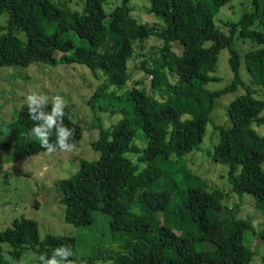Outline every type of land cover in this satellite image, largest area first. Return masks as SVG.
Here are the masks:
<instances>
[{"label": "trees", "instance_id": "obj_1", "mask_svg": "<svg viewBox=\"0 0 264 264\" xmlns=\"http://www.w3.org/2000/svg\"><path fill=\"white\" fill-rule=\"evenodd\" d=\"M230 1L149 0V12L161 19L142 23L130 13L128 0L108 14L105 0H84L80 10L60 0H0V15L6 16V32L0 35V68L82 65L93 76L104 77L87 101L94 112L98 108L120 115L101 127L99 138L91 143L97 159L81 160L76 173L55 181L64 221L93 230L99 218L105 225L101 236L111 246L104 248L101 237L90 248L79 247L75 238L67 236L46 235L40 240L37 223L21 218L0 231V264L18 262L26 253H33L35 264H40L41 253L50 255L61 245L73 250L77 264L251 262L253 253L245 244L249 220L236 217L238 206L226 205L221 190L207 191L199 177L177 167L187 154L201 150L217 99L241 86L245 93L227 106L230 127L213 125L218 141L212 159L229 167L226 182L231 192L250 194L264 203V138L251 126L259 123L264 102L245 88L233 40L236 35L257 43L242 61L264 90V30L255 27L263 2L251 0L253 10L233 23L225 36L214 24V15ZM150 37L162 43L156 56L141 62L152 87L160 86L163 69L176 78L162 101L135 87L126 88L127 61L135 46ZM176 44L179 55L172 49ZM223 48L229 52L233 79L225 88L210 91L205 85L219 80L211 74ZM108 88L123 91L130 108L107 111L93 104L98 91ZM50 107L49 103L46 110ZM64 111V124L73 129L70 142L74 143L82 129L71 121L67 106ZM16 122L22 136L11 156L21 160L46 152L30 133L34 122L26 103L17 111ZM260 236L264 241V228Z\"/></svg>", "mask_w": 264, "mask_h": 264}, {"label": "rangeland", "instance_id": "obj_2", "mask_svg": "<svg viewBox=\"0 0 264 264\" xmlns=\"http://www.w3.org/2000/svg\"><path fill=\"white\" fill-rule=\"evenodd\" d=\"M57 1V0H55ZM59 1V0H58ZM73 9H81L84 0H60ZM123 0H105L103 8L108 14L122 4ZM262 15L255 27L264 30V0H262ZM130 13L142 23L160 22V16L149 12V0H128ZM253 10L251 0H231L220 8L214 15V24L225 36L229 35L231 25L241 16ZM6 16L0 15V35L4 32ZM16 34V33H14ZM241 57L240 77L245 88L250 89L252 96L264 102V90L255 81V77L245 69L242 56L249 50L258 47L257 43L234 36ZM162 45L161 40L150 37L142 46H135L132 57L127 61L129 78L126 88L135 87L144 91L157 101L165 100L169 89L176 78L162 70V81L158 88L151 85V76L141 68L142 60L156 56L157 48ZM209 44H205L208 46ZM172 49L179 55L180 47L176 44ZM229 52L223 48L218 58L212 76L218 81L205 85L210 91L225 88L233 79L228 65ZM104 80L103 76H93L82 65L48 66L44 64L31 65L26 68H0V231L12 226L13 221L21 218L32 219L37 223L39 239L46 235L67 236L77 240L78 246L86 245L90 248L93 240L101 237L104 248L111 246L102 232L105 225L95 218L93 230L76 228L64 221L59 195L55 188V181L69 178L79 169L81 160L93 161L98 153L92 149L91 143L99 138L100 128L108 127L120 118L119 114L110 115L104 109L96 108V112L87 102ZM35 90L46 95L51 100L55 95H61L70 110V119L78 124L81 137L74 142L71 153L56 152L49 155L42 152L37 155L15 160L12 153L15 144L22 136L16 122L17 111L25 103V95ZM108 88L106 92L98 91L92 100L93 104L104 107L107 111L112 108H130V103L123 96V91L115 92ZM245 93L243 87L238 86L233 92L226 93L217 99L211 113L212 123H208L201 142V150L193 151L183 157L177 164L178 168H185L204 182L207 191L219 189L224 193L223 202L228 206H238L236 217L249 220L250 230L246 233L245 244L251 249L253 256L249 264H264V241L260 233L264 228V203L250 194L241 196L231 192L226 182L229 167L215 163L212 159L214 145L218 141V131L213 125L229 128L227 116L228 104ZM259 123L253 122L252 128L260 138H264V106L259 112ZM138 141V140H137ZM264 171V163L261 165ZM179 231V227H175ZM115 246V244H112ZM2 246V245H1ZM6 248V247H4ZM33 253H26L20 261L8 260L10 264H35ZM9 257L5 254V259Z\"/></svg>", "mask_w": 264, "mask_h": 264}, {"label": "clouds", "instance_id": "obj_3", "mask_svg": "<svg viewBox=\"0 0 264 264\" xmlns=\"http://www.w3.org/2000/svg\"><path fill=\"white\" fill-rule=\"evenodd\" d=\"M25 103L30 119L34 122L30 129L31 135L49 155L56 152L71 153L74 144L71 141L73 129L64 124L66 103L61 95L49 97L35 90H30L25 95ZM51 104L50 110H46ZM55 136L54 141L51 139ZM74 253L66 245L52 249L51 254L41 253L40 264H77L73 259Z\"/></svg>", "mask_w": 264, "mask_h": 264}]
</instances>
